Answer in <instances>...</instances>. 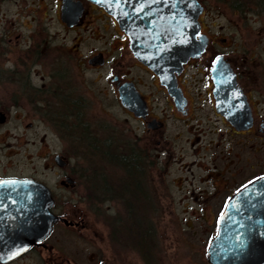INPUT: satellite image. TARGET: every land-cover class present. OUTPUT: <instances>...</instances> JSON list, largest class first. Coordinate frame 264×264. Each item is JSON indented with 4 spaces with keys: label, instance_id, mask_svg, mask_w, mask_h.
<instances>
[{
    "label": "flooded vegetation",
    "instance_id": "1",
    "mask_svg": "<svg viewBox=\"0 0 264 264\" xmlns=\"http://www.w3.org/2000/svg\"><path fill=\"white\" fill-rule=\"evenodd\" d=\"M198 2L203 50L160 75L91 0H0V79L12 85L15 110L32 116L25 127L43 122L79 148L73 163L62 153L48 156L45 168L61 173L54 187L0 173L46 185L56 216L45 236L0 264H164L147 216L161 210L167 185L180 190L175 169L190 175L181 207L198 212L184 222L191 229L185 257L211 264L208 247L228 200L264 177V0ZM87 39L94 45L84 51ZM122 87L138 101L123 105ZM94 95L106 100L104 116L93 111ZM115 98L125 116L122 132L108 118ZM8 109L0 104V126ZM116 148L124 157L113 155ZM2 200L13 198L0 197V240L13 242L14 215ZM177 263L175 255L169 264Z\"/></svg>",
    "mask_w": 264,
    "mask_h": 264
},
{
    "label": "water",
    "instance_id": "2",
    "mask_svg": "<svg viewBox=\"0 0 264 264\" xmlns=\"http://www.w3.org/2000/svg\"><path fill=\"white\" fill-rule=\"evenodd\" d=\"M116 19L131 38L134 54L154 71L179 70L189 56L203 50L205 41L196 39L199 32L198 0H91ZM135 91V90H134ZM118 95L124 105L133 104L138 95ZM140 106L134 111L138 113ZM4 117L0 112V122ZM58 158V156H56ZM58 160V159H57ZM0 197H11L8 205L14 215L13 242L0 240V259L20 252L51 229L56 216L51 212L52 196L46 185L31 178L0 179ZM252 210H240L242 206ZM207 259L211 264H261L264 262V177L235 194L218 220Z\"/></svg>",
    "mask_w": 264,
    "mask_h": 264
},
{
    "label": "rangeland",
    "instance_id": "3",
    "mask_svg": "<svg viewBox=\"0 0 264 264\" xmlns=\"http://www.w3.org/2000/svg\"><path fill=\"white\" fill-rule=\"evenodd\" d=\"M222 22L221 18L215 20L216 24ZM26 37V36H23ZM94 42L84 41L83 50L89 49V45ZM10 65V62L4 61L2 63L3 67ZM6 77L0 79V104L1 107L9 108L7 111L9 113L8 121L0 126V173H14L24 176H33L35 178L43 179L52 187L58 178L60 171L55 168L47 169L45 168V161H49L48 156H52L55 153H62L68 156L69 163H73L79 148L75 147L73 143H70L65 139L61 141L59 136V131H56L53 126L47 127L43 122H35L32 128L25 127V124L32 119V116L28 113H21L15 110L14 100L12 99L13 93L11 89V83L6 81ZM102 100L106 103L103 97L100 95H94L95 107H93L94 113L98 116H104L102 106ZM13 103V107L10 104ZM109 103H112L109 101ZM17 114H16V113ZM15 113V114H14ZM109 121L112 123L117 131L122 132L124 127L125 116L117 104L116 98L113 103L108 107ZM14 115V116H13ZM97 118V116H94ZM101 118V117H99ZM120 139L121 136H120ZM121 147V146H120ZM183 156L182 160H191L192 157L188 154L181 153ZM176 164L173 168H176ZM199 170H194L198 172ZM116 175H119L116 173ZM173 176H176V183L179 184L180 190L178 191L173 185H167L168 193L159 195V203H162L161 210H156L149 212L148 219L153 222L151 229L153 230V237L157 238L160 246L165 249L161 254V258L164 264H169L176 255L178 260L177 264H203V262L196 256L191 257L190 261L187 262V257H185V240L191 235V229L184 227L185 220L190 218L196 220L194 216L198 212H192L185 207H181V203H185L182 195V188L188 187V179L190 175L184 170L175 172ZM168 178V176H166ZM168 180H165L167 184ZM165 185V184H164ZM104 205L110 204L108 201L102 202ZM150 222V223H151ZM193 229V241L197 245L198 238L201 232L198 230L199 227L195 226ZM161 236V238H159ZM177 242V245H176ZM173 248L171 249V244ZM176 246L178 251H176ZM171 249V250H170Z\"/></svg>",
    "mask_w": 264,
    "mask_h": 264
},
{
    "label": "trees",
    "instance_id": "4",
    "mask_svg": "<svg viewBox=\"0 0 264 264\" xmlns=\"http://www.w3.org/2000/svg\"><path fill=\"white\" fill-rule=\"evenodd\" d=\"M115 157H117V156H122V157H124L123 155H122V151L121 150H119V149H117L116 148V150L114 151V154H113ZM122 161V160H121ZM123 162V161H122ZM120 165H123L122 163L120 164ZM127 166H129V167H131V169H132V171L134 170V160L132 159V160H130L129 162H128V164H127ZM131 188V187H130Z\"/></svg>",
    "mask_w": 264,
    "mask_h": 264
}]
</instances>
